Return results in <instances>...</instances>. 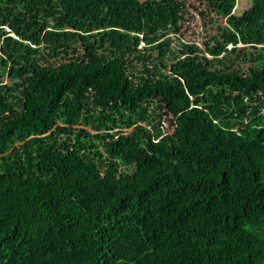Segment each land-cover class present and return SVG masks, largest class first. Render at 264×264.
<instances>
[{
	"label": "trees",
	"instance_id": "16d2710c",
	"mask_svg": "<svg viewBox=\"0 0 264 264\" xmlns=\"http://www.w3.org/2000/svg\"><path fill=\"white\" fill-rule=\"evenodd\" d=\"M0 264H264V0H0Z\"/></svg>",
	"mask_w": 264,
	"mask_h": 264
},
{
	"label": "rangeland",
	"instance_id": "374dc122",
	"mask_svg": "<svg viewBox=\"0 0 264 264\" xmlns=\"http://www.w3.org/2000/svg\"><path fill=\"white\" fill-rule=\"evenodd\" d=\"M245 2L247 1V0H244ZM241 3L243 4V2L241 1ZM147 25H151V26H154V25H157V22L155 21V20H152V21H149V20H144V23H143V25H142V27H144V26H147ZM205 44H202L201 46L204 48H206V45L204 46ZM208 48V47H207ZM207 51H209V50H207ZM210 54V53H209Z\"/></svg>",
	"mask_w": 264,
	"mask_h": 264
}]
</instances>
